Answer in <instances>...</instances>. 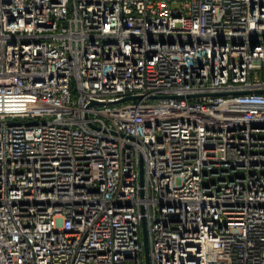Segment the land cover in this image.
<instances>
[{
  "label": "built area",
  "instance_id": "2783aa9c",
  "mask_svg": "<svg viewBox=\"0 0 264 264\" xmlns=\"http://www.w3.org/2000/svg\"><path fill=\"white\" fill-rule=\"evenodd\" d=\"M0 264H264V0H0Z\"/></svg>",
  "mask_w": 264,
  "mask_h": 264
}]
</instances>
